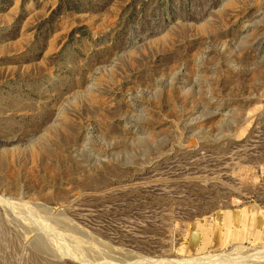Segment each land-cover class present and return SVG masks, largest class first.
Here are the masks:
<instances>
[{"label":"rangeland","instance_id":"rangeland-1","mask_svg":"<svg viewBox=\"0 0 264 264\" xmlns=\"http://www.w3.org/2000/svg\"><path fill=\"white\" fill-rule=\"evenodd\" d=\"M0 264H264V0H0Z\"/></svg>","mask_w":264,"mask_h":264}]
</instances>
